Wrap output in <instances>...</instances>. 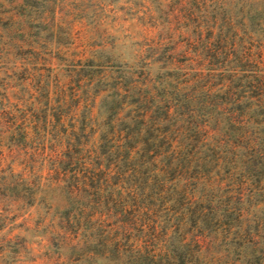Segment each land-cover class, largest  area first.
<instances>
[{"label": "trees", "instance_id": "1", "mask_svg": "<svg viewBox=\"0 0 264 264\" xmlns=\"http://www.w3.org/2000/svg\"><path fill=\"white\" fill-rule=\"evenodd\" d=\"M50 1L0 0V264L34 211L35 264H264V0L132 1L121 59Z\"/></svg>", "mask_w": 264, "mask_h": 264}, {"label": "rangeland", "instance_id": "2", "mask_svg": "<svg viewBox=\"0 0 264 264\" xmlns=\"http://www.w3.org/2000/svg\"><path fill=\"white\" fill-rule=\"evenodd\" d=\"M132 1L138 3L139 0H131L129 3L125 0H51L46 4L47 6L53 5L65 13H74L69 19H75L72 21L76 22L74 30L77 39L87 36V38H92L93 42L106 40L117 58L121 59L128 58L131 54L133 40L139 26L135 19L131 18L135 8ZM48 200L57 205L62 204V199L56 192L50 193ZM35 212L30 214L29 219L26 218L29 220L30 228L13 229V232L18 233L31 247L30 253L27 250V252L22 251L18 264H35L40 261L47 250L42 245L45 242L44 236L32 223L31 218L37 214ZM29 257H34L35 260L30 262Z\"/></svg>", "mask_w": 264, "mask_h": 264}]
</instances>
